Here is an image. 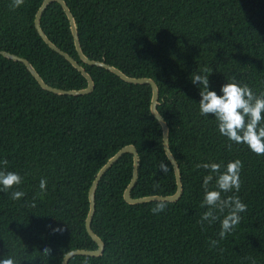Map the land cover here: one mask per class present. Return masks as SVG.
Segmentation results:
<instances>
[{
    "label": "trees",
    "instance_id": "1",
    "mask_svg": "<svg viewBox=\"0 0 264 264\" xmlns=\"http://www.w3.org/2000/svg\"><path fill=\"white\" fill-rule=\"evenodd\" d=\"M43 1L25 0L10 10L11 0H0V49L27 58L51 86L85 88L87 78L35 26ZM65 1L88 57L157 82L158 109L169 125L184 187L179 200L163 201L167 207L159 214L151 208L160 201L128 203L124 191L133 175V154L125 153L96 191L92 227L105 242L103 254L76 255L69 264H252L245 257L264 264V156L242 144L227 150L215 118L199 114L200 86L191 82L192 73L209 75V90L222 95L221 86L235 77L257 94L264 91V0ZM41 25L90 72L95 88L84 95L56 94L23 62L0 54V160L7 159V171L23 177L13 190L26 193L13 201L10 192L0 191V259L15 254L17 264H62L72 250L98 247L86 228L89 190L100 168L125 145L135 144L140 155L134 197L177 190L163 129L151 111L152 86L85 63L60 4L44 11ZM235 159L243 163L235 194L247 211L235 231L209 250L220 222L205 223L203 231L197 223L206 210L200 203L208 173L195 164ZM42 178L47 195L40 199ZM34 196L32 208L26 201Z\"/></svg>",
    "mask_w": 264,
    "mask_h": 264
},
{
    "label": "clouds",
    "instance_id": "2",
    "mask_svg": "<svg viewBox=\"0 0 264 264\" xmlns=\"http://www.w3.org/2000/svg\"><path fill=\"white\" fill-rule=\"evenodd\" d=\"M25 3V0H11L10 10H16ZM209 72L207 68L202 70ZM191 82L199 84L201 97L199 101V114L201 116H212L215 118L218 132L229 142L226 145L228 151L232 150V144L246 145L250 151L259 156H264V91L257 94L249 84L240 83L235 80L223 84L220 88L222 95L216 91L209 90V75L192 73ZM9 161L0 160V191L10 192L13 201H19L26 196V193L18 189L23 182V177L14 171H7ZM196 169H204L207 175L203 177L202 189L203 199L200 208L206 209L197 223L201 230H205V223L211 226L220 222V231L217 233L218 239H210L209 250L219 246L221 240L235 231V228L242 220L240 215L247 211V204L236 195L241 187L240 173L243 163L240 159L229 161L225 165L223 162H206L195 164ZM166 173L167 167L160 166ZM153 188H159V183L153 184ZM229 193H233L229 195ZM39 198L43 199L47 195V180L39 181ZM36 196L31 202H27L29 207L35 208ZM166 203L157 202L151 208L153 214H159L166 210ZM59 231V229H55ZM222 251V250H221ZM50 249L45 247L43 253L49 254ZM255 264V259L245 257ZM0 264H17L15 254L0 259ZM87 264V262H85Z\"/></svg>",
    "mask_w": 264,
    "mask_h": 264
},
{
    "label": "water",
    "instance_id": "3",
    "mask_svg": "<svg viewBox=\"0 0 264 264\" xmlns=\"http://www.w3.org/2000/svg\"><path fill=\"white\" fill-rule=\"evenodd\" d=\"M52 3H58L63 8V10L66 12L67 17L70 21V27L72 30V34L74 37V42L76 45V49L78 51V54L80 58L87 64L90 65H97L100 67H104L113 73L120 76L123 80L135 83V84H150L152 86V102H151V111L154 114V116L158 119L160 122L162 129H163V142H164V149L166 152V155L168 156L169 160L174 166V171L176 175V181H177V190L173 194L168 195H160V194H154V195H145L141 197H134L132 195V190L135 187L138 177H139V165H140V155L138 148L135 144H128L123 146L121 149H119L113 156H111L108 161L100 168L98 171L92 186L89 190V202H90V208L89 212L86 218V228L90 236L93 238V240L98 244V247L94 250L92 249H76L68 252L66 256L63 259L62 264H69L70 260L76 256V255H87V256H100L103 254L105 249V242L103 239L94 231L92 227L93 218L96 212V191L98 188V185L100 183V180L104 176V174L112 167V165L117 162L125 153H132L133 154V175L131 178V181L129 182L128 186L126 187L124 191V198L125 200L130 204H140L148 201H177L182 196L184 187H183V181H182V174L180 170V165L174 156L172 149L170 147V128L163 117V115L160 113L158 109L159 104V98H160V89L157 84V82L150 77H134L126 74L123 70L120 68L111 65L105 61L100 60H94L88 57L85 52L82 49L80 36H79V29L78 24L76 22V18L74 14L72 13L71 9L69 8L67 2L65 0H44L42 6L39 8L36 14L35 18V26L42 36V38L46 41V43L54 49L56 52L63 55L68 61L72 63L74 67H76L88 80V85L85 88L80 89H63L51 86L48 84L44 78L41 76V74L38 72L36 67L27 59L22 56H19L17 54L11 53L9 51H4L0 49V54L3 55L6 58L23 62L27 68L30 70V72L33 74V76L37 79L39 84L46 90L54 92L56 94L61 95H84L91 93L95 88V81L90 74V72L72 55H70L68 52L61 49L56 43H54L50 37L46 34L44 31L42 25H41V18L43 16L44 11L47 10V8Z\"/></svg>",
    "mask_w": 264,
    "mask_h": 264
}]
</instances>
